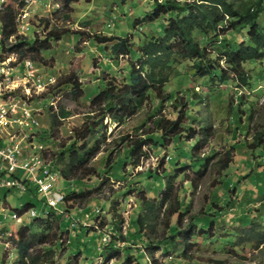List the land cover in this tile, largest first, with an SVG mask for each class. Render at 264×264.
<instances>
[{"label":"rangeland","instance_id":"1","mask_svg":"<svg viewBox=\"0 0 264 264\" xmlns=\"http://www.w3.org/2000/svg\"><path fill=\"white\" fill-rule=\"evenodd\" d=\"M165 1L168 0H79L68 7L63 0H26L17 20L19 34L32 40L46 38L51 31L67 30L60 41L52 40L49 50L36 52L25 48L22 55L5 53V58L9 57L19 72H25V61L32 59L37 74L47 82L52 80L45 91L32 92L34 97L30 103L38 110L40 125L33 130L25 129L19 135L25 139L23 146L27 154H40L52 167H64L59 155L76 142V128L98 118V111L94 112L98 105L92 104L90 97L104 89L108 81L122 84L132 66L139 68L140 46L165 34L171 13L154 20L149 18L157 2ZM174 1L184 4L194 0ZM2 34L0 22V36ZM234 35L238 36V42L244 38L242 31ZM105 37L129 38L132 53L113 55L112 42H100ZM217 39L236 41L231 31ZM11 43H14L13 36L9 40ZM201 45L211 51V57L218 58L222 52L219 42L212 45L205 40ZM175 57L169 79L159 95L152 92L135 114L121 121H115L111 114L102 118L101 131L95 134L102 149L91 162L97 174L85 178L82 183L58 176L57 188L63 196L73 191H93L82 200L66 204L65 212L63 209L54 211L63 223L61 229L54 225L52 230L46 231L34 223L36 217L30 218L28 214L21 221L13 219L11 215L16 209L30 202L36 204L38 217H46L51 209L36 188L21 192L1 187L0 196L4 198L6 194L8 198L5 213L0 214L4 230L0 243L1 264L23 263L17 236L23 225L29 226L32 233H45L48 237V241H37L31 249V255L39 258L37 264H123L125 248L133 245L135 236L124 241L117 233L129 236L137 231L133 221L140 214H146L142 206L145 203L140 198L143 191L150 198H159L167 181L164 178L159 183L147 174L149 171L165 173L172 161H179L176 147L183 146L190 151V143L200 133L198 130L192 137L184 138L185 142L169 138L164 147L149 142L139 165H135L131 157V142L151 134L160 135L157 121L161 119L164 123L176 118L184 124L212 127V134L200 137V149L194 151L196 156L211 157L202 168L204 174L188 169L186 175L174 179L176 194L180 186L184 187L178 194L186 211L183 227L188 226L192 216L207 215L203 228L211 232L203 235L198 232L190 238L193 243L190 257H184L183 250L168 253L157 249L146 252L143 261L150 264H217V261L264 264V240L255 232L264 229V144L250 148L258 142L257 137L264 136V60L245 65L252 76V84L246 88L232 80L223 84L215 81L210 86L207 77L195 73L192 61L177 54ZM221 63L226 66L224 60ZM55 116L57 120L54 121ZM193 116L202 122L193 121ZM124 138L128 141L124 142ZM229 156L232 157L230 164L223 168ZM191 160L192 156L182 164ZM15 173L23 179L27 175L22 170ZM190 181H194L193 186ZM174 203L171 199V203L159 206V217L151 222L155 228H144V233L154 241L167 237L168 223L176 222L178 213L173 214ZM72 217L79 220L78 225L73 226ZM83 221L91 226H85ZM213 221L214 227L210 230ZM254 221L259 225L252 232ZM204 238L209 240L204 241ZM141 246L143 244L138 242L137 247ZM114 249L119 256L107 260L105 253L108 255ZM26 264H34L32 257Z\"/></svg>","mask_w":264,"mask_h":264},{"label":"trees","instance_id":"2","mask_svg":"<svg viewBox=\"0 0 264 264\" xmlns=\"http://www.w3.org/2000/svg\"><path fill=\"white\" fill-rule=\"evenodd\" d=\"M63 1L69 7L70 3L79 0ZM25 6L26 0H4L3 2L0 22L3 26V46L6 53H19L22 55V51L25 48L36 52L49 50L52 46V40L60 41L67 34V30L62 32L51 31L46 38L35 37L32 40L27 39L26 35L19 34L17 20ZM165 13H171L167 26L164 28L165 34L153 37L140 46L137 53V57L140 60L139 68L132 66L127 74V79L122 84L108 81L104 89L90 97L92 104L98 105L94 111H98V118L86 123L81 128H76V142L60 153L59 156L64 167L60 169L56 165L54 168L60 171L61 178L71 182L78 181V183H82L85 178L97 174V170L91 166V162L102 149L100 140L95 138L96 132H100L103 126L102 118L107 116V114H111L110 116L115 121H121L126 116L135 114L144 102L150 98L152 92L159 95L163 91L165 82L169 79L171 63L176 60V54L192 61V68L195 73L201 77H207L210 86L215 81L223 84L231 80L239 84V86L246 88L251 86L252 76L248 74L245 65L248 62L264 60V0H194L184 4L168 0L161 3L157 2L155 10L149 18L154 20ZM222 23H225V25L220 26ZM227 31L233 33L236 40L235 43H231L230 39H217L225 35ZM240 31L244 32V38L238 42V36L234 34ZM12 36L14 37V43L9 44ZM205 40L212 45L218 42L222 44L223 47L220 49L222 52L218 55V58L211 57V51L201 45ZM103 41L112 42L113 55L129 54L133 51L131 40L127 37H105L100 42ZM221 60L225 61L226 66L222 65ZM172 97L170 94L169 98L171 99ZM191 119L196 122H202L194 116ZM55 120H57L56 116L54 117ZM162 122L161 119L157 121L160 135L151 134L131 142L130 152L135 165H139L141 158L146 155L147 152L144 147L149 142H152L157 147H164L169 138L175 141H182L184 138L192 137L198 130L200 136L190 143V151L184 150L183 146L176 147L175 150L178 153V157H180L179 161H172L165 173L160 175L157 171L153 173L149 171L147 174L149 177L155 178L159 183L163 182L164 178H167V181L159 198H150L143 191L140 198L145 203L142 206L146 209V214H140L133 221L137 231L135 233L131 232L129 236L117 233V236L124 241H128L129 238L132 240L131 236H135L134 243H131L133 245L125 248L126 257L123 264H150L143 261L146 257V252L152 253L157 249L168 253H179L183 250V256L190 257V248L193 246L190 238L197 235L198 232L202 233V235L211 232L203 228L205 226L203 221L206 220L207 215L192 216L188 226L183 227V216L186 211L183 209V203L179 199L180 196L178 197V194L184 190V187L180 186L176 194L174 179L176 176L186 175L188 169H192L197 174H204L202 168L206 167L211 157L196 156L194 151L200 149V137L205 136L207 138L208 135L212 134V127L203 125L198 127L195 123L184 124L180 118ZM257 140L258 142L250 145V148L255 149L264 144V136L261 138L257 137ZM127 141V138H124V142ZM191 156L193 161H186V163L182 164L183 160H188ZM230 158L232 159L229 156L228 160L223 164V168H228ZM174 165H176L175 168ZM172 167L173 169L171 170ZM190 182L191 186H193L194 181ZM29 188V191L35 188L30 181ZM10 189L8 188L7 191H10ZM92 192L73 191L65 195V206L73 200H82L88 197ZM4 198H6V194H4ZM41 199L45 202L44 197ZM171 199H174V204H176L173 207V214L178 213L176 222L173 225L171 222L168 223L169 233L167 237L154 241L143 230L147 226L152 230L155 228V225H152L151 222L159 217L160 211L158 207L161 206L162 208L168 202L171 203ZM184 206H187V209L189 208V205ZM35 207L36 204L30 202L24 208L16 209V211L24 214ZM48 207L51 210L46 217H36L34 223L41 225L46 231L52 230L54 225L62 228L63 223L59 220V217L58 219L55 216V210L50 206ZM258 225V221L252 222V232L257 229ZM213 227L214 221L211 223L210 230ZM255 232H258L257 236L264 240V229L260 233L258 230ZM17 236H19L18 252L23 258V263L21 264H26V261H29L31 257L34 264H37L39 258L37 255H31V249L37 241H48L47 235L45 233L42 235L32 233L29 226L23 225ZM207 240L209 239L204 238V241ZM138 242H141L143 246L137 247ZM135 253L138 255H135ZM105 255L107 260L119 256L116 249H114V252L112 250L108 255L105 253ZM217 264H223V261H217Z\"/></svg>","mask_w":264,"mask_h":264},{"label":"built area","instance_id":"3","mask_svg":"<svg viewBox=\"0 0 264 264\" xmlns=\"http://www.w3.org/2000/svg\"><path fill=\"white\" fill-rule=\"evenodd\" d=\"M4 2V0H2ZM3 3H0V12ZM3 37L0 36V187L18 189L21 192H28L29 181L33 184L41 197L45 198L46 205L54 210L63 209L65 212V198L60 188H57L61 174L52 167L51 162L44 156L33 153L27 154L20 134L25 129L33 130L40 125L38 110L32 107L30 99L33 93H40L52 84L42 79L36 72L34 61H25V72L17 70L14 62L5 58ZM33 92V93H32ZM22 93L23 95H20ZM11 130V132H9ZM11 169V172L9 173ZM22 170L27 175L23 179L15 171ZM14 174V175H12ZM60 175V177H58ZM99 211V210H97ZM38 217L35 208L24 214L14 212L11 217L16 221L22 220L24 215ZM5 217H7L5 215ZM73 226L78 225L79 220L75 217ZM85 226H91L83 221ZM3 223L0 221V243L2 242ZM1 264V263H0Z\"/></svg>","mask_w":264,"mask_h":264},{"label":"crops","instance_id":"4","mask_svg":"<svg viewBox=\"0 0 264 264\" xmlns=\"http://www.w3.org/2000/svg\"><path fill=\"white\" fill-rule=\"evenodd\" d=\"M0 189H1V187H0ZM0 200L2 201V205L0 206V210H2V211H0V214H1V213H5L4 210H6V209L4 208V205H6V204L8 205V202H6V201H8V198H7V196H6V198H2L0 196Z\"/></svg>","mask_w":264,"mask_h":264}]
</instances>
